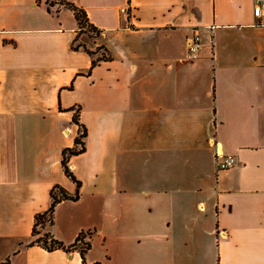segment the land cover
<instances>
[{
    "label": "crops",
    "instance_id": "obj_1",
    "mask_svg": "<svg viewBox=\"0 0 264 264\" xmlns=\"http://www.w3.org/2000/svg\"><path fill=\"white\" fill-rule=\"evenodd\" d=\"M0 0V264H84L28 243L70 158L78 199L48 229L91 231L90 263L264 264V11L256 0ZM197 32L203 47L187 59ZM215 144L233 155L217 170Z\"/></svg>",
    "mask_w": 264,
    "mask_h": 264
},
{
    "label": "trees",
    "instance_id": "obj_2",
    "mask_svg": "<svg viewBox=\"0 0 264 264\" xmlns=\"http://www.w3.org/2000/svg\"><path fill=\"white\" fill-rule=\"evenodd\" d=\"M56 3L58 4L59 8L65 7L73 11L78 22V29H77V35L73 40L72 47L74 49L83 48L93 56L91 68H93L102 60L109 59L111 55H108L105 52L101 53L100 55H96L101 49L106 50L104 46L101 45L97 47V49L93 50L90 49L84 42L79 41L80 35H82L81 33L84 28H87L92 33H94V35H90V36H97L100 34V29H98V27L90 20L87 11L83 7H80L74 2L69 0H52L50 2L51 5H54ZM73 109H75L73 115V121L79 124V132L75 138L74 145L70 147H65L63 149L62 166L66 175L76 183V190L74 193H71L68 189H66L64 186L60 184L53 185L51 189L50 206L47 209L36 213L35 223L32 230V239L28 244L29 245L37 244L44 247L47 250L63 249L68 252L77 250L79 251L82 257L84 264H102L99 261L93 263L87 261L86 254L89 251V249L92 247V242L90 239L92 234L91 231L89 230L80 231L72 243L66 244L63 241L56 238L55 235L52 233V231L48 229L49 226L54 224L55 221L54 212L57 204L67 199L76 200L80 196V188L82 182L80 179H78L75 176L74 172L71 170L69 161L73 155H77L86 150V137L88 134V130L86 125L80 121V117H79L80 107L78 106L77 108H73Z\"/></svg>",
    "mask_w": 264,
    "mask_h": 264
},
{
    "label": "built area",
    "instance_id": "obj_3",
    "mask_svg": "<svg viewBox=\"0 0 264 264\" xmlns=\"http://www.w3.org/2000/svg\"><path fill=\"white\" fill-rule=\"evenodd\" d=\"M264 11V0H256L255 14L260 15ZM203 47L200 35L195 32L189 40L187 49V59H195L199 56ZM215 158L217 170H222L231 167L235 163V157L233 155L225 154L220 145L215 144Z\"/></svg>",
    "mask_w": 264,
    "mask_h": 264
},
{
    "label": "rangeland",
    "instance_id": "obj_4",
    "mask_svg": "<svg viewBox=\"0 0 264 264\" xmlns=\"http://www.w3.org/2000/svg\"><path fill=\"white\" fill-rule=\"evenodd\" d=\"M81 34H83L84 36L94 35V33H92V32H91L89 29H87V28H84ZM79 41H81V40L79 39Z\"/></svg>",
    "mask_w": 264,
    "mask_h": 264
}]
</instances>
